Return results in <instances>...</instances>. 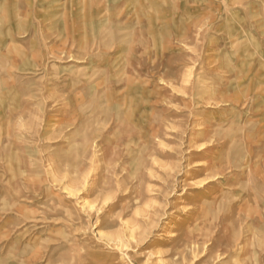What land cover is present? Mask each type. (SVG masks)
I'll list each match as a JSON object with an SVG mask.
<instances>
[{
	"label": "rangeland",
	"instance_id": "rangeland-1",
	"mask_svg": "<svg viewBox=\"0 0 264 264\" xmlns=\"http://www.w3.org/2000/svg\"><path fill=\"white\" fill-rule=\"evenodd\" d=\"M62 1L0 0L37 15L0 51V264H264V224L238 218L264 187V56L217 27L227 6L194 2L157 64L161 35L120 31L142 2L69 29Z\"/></svg>",
	"mask_w": 264,
	"mask_h": 264
},
{
	"label": "crops",
	"instance_id": "crops-1",
	"mask_svg": "<svg viewBox=\"0 0 264 264\" xmlns=\"http://www.w3.org/2000/svg\"><path fill=\"white\" fill-rule=\"evenodd\" d=\"M138 1L145 4V9H143V12L139 14L141 21L134 23L133 14L136 15V12H126L123 16L128 23L120 31H123L131 36H148V39H150L151 36L161 35L162 37L159 43H155V46L151 43L149 45V49H155L158 54H160V56H157L159 59H156V62L158 61L157 64L164 62L167 64V62L169 63L171 61L170 59L174 58L176 55L175 49H178V47L175 44L179 43V39L185 32V29L190 28V24L189 26L187 24L193 17V12L196 10L193 3L199 0H63L62 17L66 20V24L69 29L76 28V26H80L81 24L94 26L97 25L98 21L109 20L111 16L114 17L112 14L115 10H123L126 8L128 3H137ZM204 1L207 4H212L214 2V0ZM156 2L158 3V8L156 9V12H152L149 10L150 4ZM221 2L223 6H227L228 10H223V12H221L223 15L220 14L221 16L216 17L217 19L221 18V22L217 27H221V31H233L232 33L243 34V36L247 37L246 39L254 42L251 44L250 49L259 52L261 56H264V53H260L262 50L264 51V48H262L263 45L260 43L262 41L261 38L264 37V11L262 13V10H259V8H262L264 4L263 0H221ZM166 3L172 4V6L175 4L174 7H176L177 10L172 11L169 15L170 11L166 10V7L169 5H166ZM187 9H189L188 12H186ZM206 10L208 11L210 8L206 7ZM224 11L226 12L224 13ZM207 14L209 15L208 12ZM36 16L37 15L33 17L30 13L28 20L25 21V19L22 18L21 13L16 11L13 12V19L8 24L5 22L4 18H1L0 51L4 52L1 58L5 59L4 54L8 49L7 47L10 45L14 44V47L21 49V40L17 38L18 41L16 42L15 36L21 37V34L28 33L30 35L36 34L37 22H31L33 18L36 19ZM23 23L30 24L29 30L26 32L22 30ZM6 25H9L8 28ZM10 33L14 35L13 41L8 36ZM148 41L147 43H149ZM132 45H134V49L136 50V44L134 43ZM133 57L134 55L132 56V60ZM243 58H245V55L241 54L235 62L233 61L230 63L229 67L232 68L233 72L239 71L243 66H256L258 64L255 60L247 62L246 60H243ZM156 62L152 65H155ZM255 77L256 76L251 79L252 83L255 82ZM263 86L264 84L262 85L259 83L256 85L255 94L257 93L256 95L258 97L264 95V89H262ZM258 88L261 89V91L257 92ZM230 95L231 92L228 93V97H230ZM261 141L258 145H262L264 147V140L262 139ZM263 152H261L258 163L259 168L257 173H254V177L262 180L264 184ZM238 218L243 222H262V224H264V187L261 188L260 194H248L243 199L239 207Z\"/></svg>",
	"mask_w": 264,
	"mask_h": 264
}]
</instances>
